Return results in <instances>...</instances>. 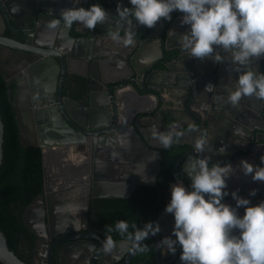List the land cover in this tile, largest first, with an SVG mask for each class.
<instances>
[{
	"label": "water",
	"instance_id": "water-1",
	"mask_svg": "<svg viewBox=\"0 0 264 264\" xmlns=\"http://www.w3.org/2000/svg\"><path fill=\"white\" fill-rule=\"evenodd\" d=\"M13 1L0 0V19L7 22L12 29L20 31L23 40L5 36L0 32V44L38 55V59L33 61L28 67V71L32 76L33 95L39 99L37 103L38 108L34 110V117L37 121H43L46 125V130L49 133H54L61 145L60 147L53 148L49 145L35 144L41 150L43 190L23 211L24 225L36 234L35 252H38V249L41 247L45 235L43 219L45 202L48 213V226L50 231H54L60 224L70 225L75 222V218L72 217L73 213L79 212L80 202H86L89 195L84 191L81 193V188L83 187H80V184L82 182L74 179L76 175L69 173L70 169L77 172L76 174L80 178L84 177L86 182H92L94 186L111 190L123 189L126 191L125 196L138 183L136 180L132 181L129 179H126L124 184H119L117 180L112 181L113 183L106 181L107 179H104L102 176L104 169L105 171L107 169V171L117 172L116 169L123 168V165L119 163L114 164L111 161H97L95 153L91 155L93 161H89V163L81 167L74 166L70 168L67 158L72 153V145L76 143L73 137L81 133L77 125H79L78 121L82 116L76 109H71L66 103L61 102L60 95L57 98V107L54 113L48 111L47 107L44 106L46 101L45 96H47V89L44 83L52 75L58 77L60 74V78L66 77V73L71 71L70 65L72 62L80 63L86 69V72L82 75L88 79L90 89L92 85L98 86L100 90L104 91L103 94L106 96L105 100H100L101 104H96L92 101L91 92L84 97L87 100V112L84 115V121L85 125H88V128L92 129V131H88L87 133L97 134L101 132L112 139H114L113 137L118 139L119 134L122 132L124 124L120 121L125 117L128 101L136 107L146 102L147 96L151 94L156 105L160 102L164 103V99L160 95L163 86L157 82V73L161 71H169L171 73L175 68V63H182V69H180L182 72L174 73L173 76L171 74L170 79L172 80L171 84L173 87L179 91V97L185 92V101L182 102L183 109L172 108L165 110L160 108L155 113L152 112V108L145 109L138 112V115L134 116L130 124L133 133L147 147L154 149L158 158L155 162V173L147 184H155L156 175L160 168L159 159L161 158L160 148L151 144L145 134L152 132L153 127L139 122L140 118L150 113L158 116L162 122L168 121L170 118L183 120L185 127L179 133L180 139L175 143L188 145L191 148L182 157L187 154L197 157L210 156V162L213 161L214 157H218L219 161L231 162L235 168H238V159L241 155L240 153L231 155L230 149L233 150L236 146L238 150H241L240 146L237 147V140H241L243 136L240 127L242 129H254V132H256L259 129L256 125V120L262 121L264 124V100L255 96H245L242 97L236 108L229 103H221L217 99L218 96L227 95V85L234 84L235 78L238 75L236 71L237 66L233 64L234 67H232L230 63L231 68L226 69L224 67L229 63L227 59L228 56L230 58V53L224 52L222 49L219 51L225 56L224 61L214 62L210 58L201 60L191 57L190 52L183 49L178 41L180 33L187 29V25L180 22L181 13L179 11H176L174 19L165 29V36L162 37V41L166 43V49H173L172 53L175 52L177 55L175 57L171 55L166 57V61H163L165 70L155 69L144 76V82L148 85L147 90L152 91H148L147 93V90L140 89L143 77L139 71L141 66L140 57L146 53L148 39L154 37L151 33L156 32L159 27L157 36L160 38L161 33L166 27L165 19L161 18L153 27L135 25L134 30L136 32L137 44L135 43V46H126L121 42L112 40L108 35L109 29L114 26L112 23H105L103 25L98 23L95 28L79 27L78 22H74L71 27H65L63 23L55 28L49 27V20L55 16H59V13L54 12L52 6L46 3L37 4L35 7L37 10H35L31 22H20L17 19L16 6L13 4ZM19 2L21 3V7L29 8L26 1H17L16 5ZM56 2L58 5L65 4L74 7L79 5V2L76 3L74 0H56ZM128 3L129 0H117L114 4L110 3L106 6V9L112 14L113 21L118 19L116 13L118 5ZM39 10L40 12L38 13ZM40 19L41 21H39ZM42 21L45 23H42ZM172 40H176L175 44L172 46L168 45ZM258 70L263 71L262 66L258 65ZM6 84L8 86L10 105L17 118L20 138L22 128L18 113L16 112V105L12 97L9 80H6ZM206 84H208V87H205ZM125 89H128L130 93L126 94L124 92ZM74 103L80 102L74 101ZM258 104L261 105L260 108H258ZM55 118H57V121ZM92 119L97 120L93 123V126L91 125ZM193 124L197 127L192 128L191 125ZM99 125H103V127L98 128L97 126ZM3 133L4 127L0 114V165L3 156ZM202 133H207L210 138V145L206 146L203 153H200L195 150V139ZM183 137L190 140L183 142L181 141ZM255 140L251 141L250 152L248 153H250V157L254 159L256 164H261L264 163L261 160L264 152L257 149L260 146L257 143L259 139L256 138ZM112 159L109 158V160ZM110 166H116V169L113 170L109 168ZM61 170L63 171L61 172ZM124 170V174H126L128 169L124 168ZM184 176V179H187V182L190 184L191 178L185 170ZM227 180V187L235 186L242 181L237 176L231 175ZM252 181V183L259 187V190L256 192L259 201L264 198V183L263 181L253 179ZM114 182H117V184ZM186 185L189 186L188 184ZM241 190L239 193L242 194ZM108 193L97 195L93 192V196L114 197L118 195L116 193ZM230 195L228 194L224 197V200L228 203ZM83 206L86 209L85 203ZM150 236H155L157 241H159L156 234ZM116 244L129 245L125 240H119ZM134 253L135 251L130 250L122 264H127ZM156 253L159 255L157 242ZM49 260L51 264H61L58 254L53 256L50 253ZM0 262L2 264H35L28 263L19 257L13 249L9 248L6 237L1 229Z\"/></svg>",
	"mask_w": 264,
	"mask_h": 264
},
{
	"label": "flooded vegetation",
	"instance_id": "flooded-vegetation-1",
	"mask_svg": "<svg viewBox=\"0 0 264 264\" xmlns=\"http://www.w3.org/2000/svg\"><path fill=\"white\" fill-rule=\"evenodd\" d=\"M17 1L20 0H14L13 4L16 6L17 19L20 22H31L33 14L35 13V10H37L35 7L39 3L50 4V6H52V8L54 9L53 11L57 13L60 12V9L69 6L65 4L58 5L56 0H23L28 3L27 5L29 8H25L23 6L21 7L20 2L18 3V5H16ZM116 1L117 0H79V5L77 7H88L93 3H100L103 7L106 8V6H108L110 3L114 4ZM39 12L40 10L38 11V13ZM175 15L176 11L172 13L171 20L165 19L166 27L161 33L160 38H158L157 36L158 30L160 28L159 27L156 32L151 33L154 37L149 38V41H147L146 53H144L143 56L140 57L141 66L139 68V71L143 76L140 85L141 90H147L148 88V85L144 82L145 75L149 74L152 70L155 69L165 70L163 61H166V57L169 55L175 57L177 55V53L175 52L172 53L173 49H166V43L162 41V37L165 36V29L174 19ZM39 21H41V19ZM42 23L45 22L42 21ZM79 27L84 28L85 26L79 24ZM0 32L5 36L17 40H23V36L20 31L12 29L7 22L2 21L1 19ZM175 42L176 40H172L168 43V45L172 46L175 44ZM5 56L7 58H5ZM36 59H38V55L35 53H27L0 44V69L5 74L6 80H9L10 83L11 81L15 82L13 99L15 101L16 112L18 113V118L20 120L22 128V132L19 138L21 144H23V146H36L35 144H42L49 145L53 148L60 147L61 145L58 142L59 139L57 138V136H55L54 133H49V131L46 130V125L43 123V121H37L34 117V110L38 108L37 103L39 99H37L33 95L34 88L32 86V76L28 71V67ZM227 60L229 61V63L224 67L226 69L231 68V65L232 67H234L229 56ZM177 64H179V62L174 64L175 68ZM258 65L262 66V69L264 71V56L254 59L253 64L250 66L256 68ZM70 68L71 71H68L66 73V77L63 76L60 78V74L58 77L52 75L48 79V81L44 83L47 89V96H45L46 101L44 106L47 107L48 111L54 113L57 107V98L60 95L61 102L66 103L67 106L71 109H76L77 112L82 116L78 121L79 125H77L78 130H81L79 131L81 133L76 134L73 137V139L76 140V143L72 145V153L67 158L70 168L74 166L81 167L84 164L89 163V161H93L91 155L95 153V158L97 159V161H111V163H119L123 165V168L119 169H116V166L109 167L113 170L116 169L117 172L107 171V169L105 171L104 169V174L102 176L104 179H107L106 181L113 183L112 181L117 180L119 184H124V181L126 179H129L132 181L136 180V182L138 183H136L131 192L127 196H125L126 191L123 189L111 190L94 186L92 182H86L84 180V177L80 178L76 174L77 172H74V170L70 169L69 173H71L72 175H76L74 176V179L80 180L82 182L80 184V187H83L81 188V193H83L84 191L89 194L86 202H80L81 206L79 208V212L73 213L72 217L75 218V222L70 225L60 224L57 226V228H55L54 231H50L48 226V213L45 202L43 215L45 235L43 237V243L41 242V247L38 249V252H35V245L37 241L36 234L23 223V211L27 206L25 208H16L15 206H13L12 210L17 214V216H19L18 230L15 234L17 252L21 255L22 259L26 260L28 263L35 264H51L49 260L50 253H52L53 256L58 254L61 264H122L131 250L129 245L116 244V247L112 250V252H105L102 249V242L106 239L107 236H111L116 242L119 240L127 241L126 238L120 237L121 234L118 233V231L112 229V224L107 222V217L100 214L101 210H106V208H108L106 207L107 204L104 199L128 198L139 187L153 188L154 190H151L149 192L143 190L137 193L138 198L142 197V199L140 198L138 204L133 206L132 210L129 211V215L135 220L134 222H138V226H142L145 221L159 222L161 230L156 233V236L160 240L164 235L172 234V228L174 224L173 214L164 210L165 204L170 199V186L176 182H183L184 184H188L191 187V183L189 184L187 182V179H184V170L186 168L188 159L190 157H197L195 155L192 156L191 154H187L186 156L182 157L184 153L191 147L188 145L175 143L180 139L179 135L175 138V142L172 145L165 148L161 146L157 138L153 137L152 132L145 133L148 141L154 146L159 147L161 151V158L159 159L160 168L156 175V182L155 184H147L151 181V178L155 173V162L158 160V158L156 157L155 150L147 147L133 133L130 124L134 119V116H137L138 112L145 109L152 108V112L154 113L160 108H163L165 110H170L172 108L183 109L182 102L185 101V92H183L179 97V91L176 90L171 84V74L169 73V71L158 72L157 77L164 78V80L160 83V85L163 86L160 95L164 100L167 99L165 94L170 97L171 100L169 99V107H163V102H160L161 104L159 103L158 105H156L151 94L147 96L146 102L137 105L136 107H134V105L128 101L125 117L122 118L123 120L121 119L122 121H120L124 124L122 132L119 134L118 139H115V137H113L115 139L114 140L101 132L97 134L87 133L88 131H92V129H89L88 125H85L84 115L87 112V100L84 99V97L91 92L90 94H92V101L96 104H101L100 100H105L106 96L105 94H103L104 91L100 90V87L98 86L92 85L90 89L88 79L82 75L86 72V69L83 68L80 63L72 62ZM180 72L182 71L177 68V73ZM8 73H10V75ZM148 91L152 92L148 89L147 93ZM124 92L126 94L130 93L128 89H125ZM74 101H78L80 103L75 104ZM175 104L176 106H174ZM234 107L237 108V105H235ZM260 107L261 105L258 104V108ZM55 120L57 121V118H55ZM96 121V119H92L91 125L93 126V123ZM139 122L150 127H157L162 131L174 129L179 133L185 127L182 119L177 120L174 118H170L168 121L162 122L158 118V116L151 113L144 115L139 119ZM256 122V125L259 127L256 132H254V129H242V127H240L243 136L241 140H237V147L240 146L241 150H238L236 146L233 148V150L230 149V151L232 152L231 155L240 153L241 156H239L240 158L238 159V164L241 158H246L256 164L254 159L250 157V153H248L250 152L249 149L251 141L255 140L256 138L259 139L257 143H259L260 145L259 147H257V149H260L264 152V124L259 120H256ZM97 127L102 128L103 125H99ZM149 129L151 130V128ZM198 137L199 136H197L196 138ZM23 138L24 141L22 140ZM121 140L124 141L123 144L121 143ZM188 140L190 139L185 137L181 138V141L183 142ZM174 144L182 146V153L176 160L177 177L173 181H170L166 188L162 189L158 187L157 179L162 167L161 163L163 160V151L171 149ZM251 150L253 151V149ZM109 158L113 159L109 160ZM212 160L215 162L218 160V157H214V159ZM124 168L128 169V174L127 172L126 174H124ZM62 171L63 170H61V172ZM231 176H237L238 179L242 180L243 182L241 181L235 186L228 187L229 194H231L232 190L240 191L242 189V194L240 193L241 195L250 196L252 203L258 202V196L256 193L255 195H250V189L256 188L259 190L258 185L252 183L253 181L251 176L245 175L239 167L235 168V171L231 174ZM81 179L84 181H82ZM114 183L117 184V182ZM93 192H95L97 195L101 193L107 194V192L116 193L118 195L114 197L93 196ZM84 203L86 209H84ZM229 203L235 204V200L231 195ZM107 210L112 211L111 209ZM243 211V206H240L239 212L242 214ZM118 213H122V210H118ZM147 240L150 244H152V253L150 252V257L147 260L142 263L138 262V264H183V262L180 260L179 245H177V251L175 253H165L163 246H159L158 255L156 253V237L149 236ZM138 255L139 251H135L134 255H132L127 264H132V262L137 259Z\"/></svg>",
	"mask_w": 264,
	"mask_h": 264
},
{
	"label": "clouds",
	"instance_id": "clouds-1",
	"mask_svg": "<svg viewBox=\"0 0 264 264\" xmlns=\"http://www.w3.org/2000/svg\"><path fill=\"white\" fill-rule=\"evenodd\" d=\"M175 11L181 13L180 22L187 25L178 41L191 57L224 61L225 56L219 51L222 49L230 53L232 63L237 66L234 84L227 85V95L217 99L233 106L245 96L264 100V71L250 66L254 59L264 56V0H129L128 4L118 5L115 21L100 3L68 6L60 9L59 16L49 20L48 26L55 28L63 23L71 27L78 22L95 28L98 23H112L110 38L131 46L136 43L135 25L153 27L161 18L171 20ZM152 135L167 148L179 132L153 127ZM209 145L207 133L195 139L197 152L203 153ZM210 160V156L190 157L185 170L191 178V187L183 182L170 186L171 195L164 210L173 214L174 224L172 234L161 237L158 246H163L165 253H175L179 245L183 264H264V198L252 203L250 196L232 190L235 204L226 202L227 178L235 167L231 162L210 163ZM261 160L264 161V155ZM238 167L253 180L264 181V163L254 164L241 158ZM257 191L250 189V195ZM240 206L244 209L242 214ZM113 230L126 237L132 251L145 252L149 250L145 241L159 232L161 226L157 221H145L138 226L120 219ZM115 247L116 241L111 236L102 242L105 252H112Z\"/></svg>",
	"mask_w": 264,
	"mask_h": 264
},
{
	"label": "trees",
	"instance_id": "trees-1",
	"mask_svg": "<svg viewBox=\"0 0 264 264\" xmlns=\"http://www.w3.org/2000/svg\"><path fill=\"white\" fill-rule=\"evenodd\" d=\"M10 88L12 97H14V81H11ZM0 114L4 127L3 156L0 165V229L6 237L9 248L13 249L21 257L17 252L15 239L19 216L12 210V207L25 208L42 192V160L39 147L21 145L17 119L10 105L6 76L1 69ZM181 153L182 146L176 144L171 149L163 151L162 167L157 179L158 187L166 188L170 181L177 177L176 160ZM143 190L149 192L154 189L151 187H139L128 198L104 199L108 208L101 210L100 214L107 217V222L112 224V229H114L116 221L120 219L128 220L130 225L132 223L138 225V222H134L135 220L129 215V211L132 210L134 205L138 204L140 198L142 199V197L138 198L137 193ZM120 209L122 213H118ZM120 237L126 238L123 235H120ZM145 242L149 245V250L139 252L137 259L132 264L142 263L150 257L152 244L148 240ZM0 264L2 263L0 262Z\"/></svg>",
	"mask_w": 264,
	"mask_h": 264
},
{
	"label": "crops",
	"instance_id": "crops-1",
	"mask_svg": "<svg viewBox=\"0 0 264 264\" xmlns=\"http://www.w3.org/2000/svg\"><path fill=\"white\" fill-rule=\"evenodd\" d=\"M181 67H182V64L181 63H179V64H177V66H176V68H174V70L173 71H171V73L170 74H172V76L174 75V73H177V68L178 69H181ZM171 76V75H170ZM164 80V78H159V77H157V82L158 83H161L162 81ZM170 81H172L171 79H170ZM165 96H166V100H164V103H162V106L164 107H169V103H170V97H168L167 96V94H165ZM170 99V100H169ZM161 104V103H160ZM174 106H176V104L174 105Z\"/></svg>",
	"mask_w": 264,
	"mask_h": 264
},
{
	"label": "rangeland",
	"instance_id": "rangeland-1",
	"mask_svg": "<svg viewBox=\"0 0 264 264\" xmlns=\"http://www.w3.org/2000/svg\"><path fill=\"white\" fill-rule=\"evenodd\" d=\"M6 54H8V53H6ZM5 58H7L6 56H5ZM10 72V71H9ZM9 75H10V73H8ZM23 141H24V138L22 139Z\"/></svg>",
	"mask_w": 264,
	"mask_h": 264
}]
</instances>
